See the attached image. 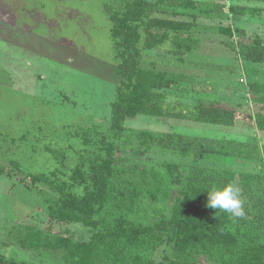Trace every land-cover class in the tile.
Instances as JSON below:
<instances>
[{
	"label": "trees",
	"instance_id": "16d2710c",
	"mask_svg": "<svg viewBox=\"0 0 264 264\" xmlns=\"http://www.w3.org/2000/svg\"><path fill=\"white\" fill-rule=\"evenodd\" d=\"M168 10L237 17L262 12L261 7L195 0H106L104 11L111 22L117 61L109 127L76 130L72 137L79 147L70 145L54 153L60 167L48 174H25L33 185L43 184L57 197L47 201L48 231L30 228L21 243L24 249L59 251L66 264H200L201 257L210 264H264V145L125 127L128 119L138 116L225 127L239 123L236 111L219 101L198 100L192 106L170 102L176 88L194 79L155 63L145 67L146 51L166 49L186 65L190 64L186 56L200 47L199 40L188 35L196 23L159 16ZM238 30L227 27L219 32L232 39ZM226 45L244 64L246 76L262 74L256 66L264 65L263 40H233ZM248 87L264 95V83ZM249 118L264 132V113ZM70 151L78 155V163L66 173ZM213 157L257 161L260 170L200 164ZM74 223L92 233L88 241L52 232L56 224ZM167 246L171 252L157 263L158 252ZM0 264L31 263L0 254Z\"/></svg>",
	"mask_w": 264,
	"mask_h": 264
},
{
	"label": "rangeland",
	"instance_id": "374dc122",
	"mask_svg": "<svg viewBox=\"0 0 264 264\" xmlns=\"http://www.w3.org/2000/svg\"><path fill=\"white\" fill-rule=\"evenodd\" d=\"M195 1L261 7L262 12L254 17L225 13L204 16L183 10L161 13L160 17L195 22L188 35L199 40L200 47L197 53L186 56L190 63L186 65L178 63L166 49L146 51L145 67L155 63L157 68L194 79L176 88L169 95L170 102L192 106L198 100L219 101L236 111L238 125L225 127L138 116L128 119L125 127L264 145V132L249 118L264 113V95L248 87L250 83H264V65L256 66L260 76H246L244 64L226 45L233 40L264 41V3ZM105 2L0 0V168H4L0 174V254L8 258L31 264H66L59 251L24 249L21 245L30 228L48 231L47 201L57 197L47 186L33 185L25 174H48L60 167L54 153L70 145L79 147L72 137L76 130L93 125L108 130L111 104L116 96L117 61ZM227 27L239 29L235 33L237 38L219 32ZM118 155L125 156L124 151ZM127 155L132 156L131 152ZM153 157L190 163L171 156ZM77 163L78 155L70 151L64 171L68 173ZM200 164L253 173L260 170L259 162L240 159L213 157ZM52 232L71 233L82 241H88L92 234L75 223L56 224ZM170 252L168 246L163 247L156 256L157 263ZM200 264L210 263L201 257Z\"/></svg>",
	"mask_w": 264,
	"mask_h": 264
}]
</instances>
